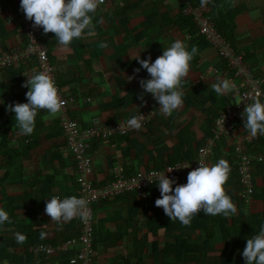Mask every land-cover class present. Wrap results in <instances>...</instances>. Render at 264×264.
<instances>
[{
    "label": "crops",
    "instance_id": "1",
    "mask_svg": "<svg viewBox=\"0 0 264 264\" xmlns=\"http://www.w3.org/2000/svg\"><path fill=\"white\" fill-rule=\"evenodd\" d=\"M210 4L209 14L215 21H219L216 14L237 9L230 40L245 53L251 70L264 79V0H211ZM188 5L198 6L200 0H112L92 14V33L85 30L68 48L61 47L53 33H43L62 95L71 98L67 113L82 129L156 111L158 102L140 84L150 76L136 60L138 56H151L154 62L176 40L183 41L189 51L197 49L189 76L181 82L179 110L171 116L156 112L129 135L90 141V178L95 184L110 181L116 165L129 175L192 161L212 136L211 128L225 107L237 104L231 92L217 95L211 88L217 77L228 79L231 71L192 17L183 12ZM18 27V5L14 0H0V57L23 47ZM137 68H141L138 73ZM35 72L33 58L0 68V208L10 219L0 225V264H67L76 251L75 246L49 255L37 250L39 244L57 247L76 235L77 218L57 225L45 206L52 196H73L77 187L75 161L66 149L58 115L45 120L48 113L40 110L33 133L24 135L8 108L27 102L29 89L22 85ZM245 120L241 115L236 137L222 143L208 159V165L219 159L229 164L224 187L237 206L233 217L200 212L190 226L171 222L163 208L155 205L161 196L158 183L141 197L130 192L100 200L93 206V264H246L242 253L247 240L264 227V135L249 146L254 154V190L245 201L233 153L238 141L248 147L243 139L248 132ZM187 176L178 174L173 188L187 183ZM16 232L26 236L23 244L16 242ZM41 232L47 234L45 239L40 238Z\"/></svg>",
    "mask_w": 264,
    "mask_h": 264
},
{
    "label": "clouds",
    "instance_id": "2",
    "mask_svg": "<svg viewBox=\"0 0 264 264\" xmlns=\"http://www.w3.org/2000/svg\"><path fill=\"white\" fill-rule=\"evenodd\" d=\"M210 2L211 0H200V6L204 7ZM103 3L104 0H21L20 8L34 27L42 28L45 35L53 33L59 45L68 48L73 39L84 36L85 30L92 33V14ZM196 52L195 47L189 51L183 41L176 40L171 46L164 48L163 54L154 62L151 56L147 59L140 56L136 58L141 68L146 69L150 76V79L140 80L141 87L158 102L161 114L171 116L183 106L181 82L189 76L190 61ZM141 68L135 71L138 73ZM22 86L29 89L26 93L27 102H17L14 106L9 104L8 108L15 113L16 126L21 133L30 135L35 129L38 112L45 110L48 113L43 117L45 120L54 118L60 114L63 101L53 78L45 71L35 72ZM211 88L217 95L236 91L234 83L219 77ZM261 95V92L256 91L251 97L252 102L246 105L242 113L246 117L245 128L252 137L264 135V102L260 99ZM140 99L143 100V95ZM142 119L141 116H133L126 121V127L140 130ZM203 152L201 149V153ZM198 161L199 167L188 173L187 183L177 184L175 188L173 185L176 181L165 173L157 176L161 196L156 199L155 205L163 208L171 222L179 221L184 226H190L193 216L200 212L211 216L223 215L226 218L237 213V206L226 194L224 187L230 172L228 162L219 159L215 164L208 165L204 163L203 156ZM173 169L169 168L167 172ZM45 213L57 225L76 218L83 222L90 219L88 201L75 195L64 199L52 196L47 200ZM6 222L10 223L9 215L0 208V225ZM46 235L41 232L40 238L45 239ZM15 240L18 244H23L26 236L16 232ZM242 255L246 264H264V227L247 240Z\"/></svg>",
    "mask_w": 264,
    "mask_h": 264
},
{
    "label": "built area",
    "instance_id": "3",
    "mask_svg": "<svg viewBox=\"0 0 264 264\" xmlns=\"http://www.w3.org/2000/svg\"><path fill=\"white\" fill-rule=\"evenodd\" d=\"M110 1L112 0H104V3ZM14 2L18 5V31L24 38L25 43L22 48L11 55L0 57V68L18 64L22 59L33 58L37 63L38 72L45 71L53 78L59 96L63 101V108L58 115L59 128L64 137L66 149L71 153L75 161V183L77 190L74 195L78 198H85L88 201V208L90 209V219L87 222H83L77 218L76 235L68 238L57 247L39 244L37 250L49 255L56 250L65 251L69 246H75L76 251L68 257L67 264H93L94 204L100 200H106L116 195L130 192L140 197L144 196L152 185L158 183L156 180L159 174L165 173L166 176L174 180L178 174H188L192 169L199 167L198 160L202 156L204 163L208 164V159L213 155L219 143L225 140H232L236 137L235 132L237 130L238 119L242 115L246 105L252 102L251 97L255 95L256 91L261 92L260 99L264 102V79L251 70L245 58V53L237 50L232 42L217 28L214 19L209 14V7L207 5L204 7L200 5H188L183 9V12L192 17L200 33L217 50L218 54L226 60L227 67L231 71L228 75V80L236 85V91L231 92V95L233 98H238L239 104H230L225 107L213 124L212 136L197 150L195 159L192 161L180 162L165 168L136 171L129 175L124 173L123 166L116 165L112 169L113 178L110 181L95 184L90 178L92 172V159L88 152L90 141L97 139L105 142L114 136H126L136 130L126 127L128 119L120 120L116 124L105 127L82 129L77 122L69 117L67 106L71 98L62 95L55 71L48 57V50L43 39V29L34 27L33 22L26 19L20 8L21 0H14ZM156 112H160L159 105H156V111L150 110L136 115L143 117L141 121L142 127L148 123V120ZM258 136L263 135L258 134L256 137H252L249 132H246L243 139L248 143V147L244 148L239 141L236 142L234 147L237 156L238 172L240 174L239 181L242 188V198L245 201H249L254 190L252 181L254 154L249 152V146H251L253 140ZM201 149L204 150L203 153H201ZM178 166L180 168H176ZM169 168L174 169L171 172H167Z\"/></svg>",
    "mask_w": 264,
    "mask_h": 264
},
{
    "label": "trees",
    "instance_id": "4",
    "mask_svg": "<svg viewBox=\"0 0 264 264\" xmlns=\"http://www.w3.org/2000/svg\"><path fill=\"white\" fill-rule=\"evenodd\" d=\"M208 6L210 7L211 6V4L209 5L208 4ZM213 7H215V4L213 5ZM214 10V9H213ZM236 10L237 9H235V10H231V11H229V12H224V14L223 15H218V14H216V16L219 18V21H215V23H216V26H217V28L221 31V33L225 36V37H227L229 40H230V36L232 35V32H233V28H234V26H235V23H234V18H235V15H236ZM239 11V10H238ZM209 12H212L211 11V7H210V11ZM231 41V40H230ZM232 42V41H231ZM246 58V57H245ZM212 132H213V127L211 128V134H212ZM224 142H230V140H225V141H223V142H221V143H219V146H217V148L215 149V151L214 152H216L217 151V149L220 147V145L222 144V143H224ZM234 148V147H233ZM232 148V149H233ZM251 152H252V150H250ZM214 152H213V154H214ZM235 152V148L233 149V153ZM2 245V241H1V238H0V246Z\"/></svg>",
    "mask_w": 264,
    "mask_h": 264
},
{
    "label": "bare ground",
    "instance_id": "5",
    "mask_svg": "<svg viewBox=\"0 0 264 264\" xmlns=\"http://www.w3.org/2000/svg\"><path fill=\"white\" fill-rule=\"evenodd\" d=\"M95 223V222H94ZM95 236V235H94ZM95 238V237H94ZM73 248V247H72ZM95 248V247H94ZM55 252H57V251H55ZM59 252V251H58ZM54 253V252H53ZM95 260V259H94Z\"/></svg>",
    "mask_w": 264,
    "mask_h": 264
},
{
    "label": "rangeland",
    "instance_id": "6",
    "mask_svg": "<svg viewBox=\"0 0 264 264\" xmlns=\"http://www.w3.org/2000/svg\"><path fill=\"white\" fill-rule=\"evenodd\" d=\"M236 101H238L237 99H236ZM235 104V103H234Z\"/></svg>",
    "mask_w": 264,
    "mask_h": 264
}]
</instances>
